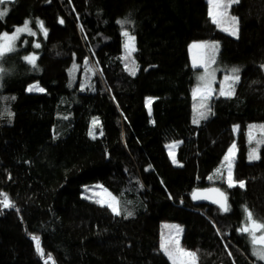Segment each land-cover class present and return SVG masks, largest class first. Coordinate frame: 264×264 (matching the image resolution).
I'll list each match as a JSON object with an SVG mask.
<instances>
[{
	"label": "trees",
	"instance_id": "obj_1",
	"mask_svg": "<svg viewBox=\"0 0 264 264\" xmlns=\"http://www.w3.org/2000/svg\"><path fill=\"white\" fill-rule=\"evenodd\" d=\"M1 7L8 13L0 33L27 20L35 35H22L0 58V193L14 204L0 206V264H172L158 244L162 221L183 227L182 243L200 264H264L239 231L245 207L264 222V145L249 160L256 143L247 135L249 125L264 124V0L230 7L237 36L212 22L208 0H9ZM123 28L136 38L128 60ZM197 40L217 41V64L239 68L240 79L232 96H213L207 119L194 123L189 44ZM31 52L35 67L24 59ZM132 61L135 75L126 68ZM34 81L45 90L28 91ZM172 140L180 141L178 164L166 150ZM232 143L233 177L243 188L228 187L226 169L215 174ZM93 182L118 197L120 215L82 195ZM211 186L226 192L229 211L192 200L195 189Z\"/></svg>",
	"mask_w": 264,
	"mask_h": 264
},
{
	"label": "snow or ice",
	"instance_id": "obj_2",
	"mask_svg": "<svg viewBox=\"0 0 264 264\" xmlns=\"http://www.w3.org/2000/svg\"><path fill=\"white\" fill-rule=\"evenodd\" d=\"M9 0H0V5H5ZM239 0H208L210 5L209 8V17L212 22L220 27L223 31L228 32L232 36L238 35V18L229 14L230 7L238 3ZM8 13V8L3 7L0 8V20H2ZM127 21H118V23L124 24ZM43 32L45 36H47V29L44 27L43 21L36 22ZM61 23L63 21L61 20ZM30 22L25 21L22 27H17L15 30L9 34L8 32L0 33V58H2L5 54L11 53L15 50V41L18 39L20 34L28 33L29 35H35L29 27ZM123 35L127 38L124 44V49L126 55L124 56L125 60H128L132 54L136 51L135 47V36L131 35L128 31H124ZM36 48H39V43L35 44ZM192 49L196 50V55L193 56V67H203L204 74L198 77L200 83L197 84L196 88L193 90V96L199 97L200 103L197 106H194L195 116L193 119L194 123H199L201 119H207L211 108L207 105V101L212 98L213 94L216 92L213 85L215 83V70L210 69V65L215 63L216 61V53L219 51V43L218 42H209V41H201L195 42L190 46ZM24 59L30 63L33 67L36 66L37 57L35 55H29L24 57ZM75 67V66H74ZM135 62L132 61L131 67L126 65V68L135 75L136 71ZM264 68V65L261 66ZM231 75H226L223 81L220 82V87L218 90V94L221 96L230 97L234 94V85L239 81L240 76L239 68H233L230 70ZM28 91H39L43 92L44 89L39 87V85H30ZM14 99V98H13ZM149 105L151 104V98L148 101ZM9 116L13 115L11 112L7 113ZM66 119V117H65ZM93 130H90V135L95 138L94 129L98 126V120H93ZM238 129V126H236ZM248 140L249 142L255 141L256 147H253L249 152L248 159L249 160H257L260 158L258 153V148L261 145H264V124L261 125H249L248 126ZM258 132L259 136L254 133ZM102 134V132H101ZM179 142H173L169 144L167 147L169 148L170 156L172 158L173 163H178L175 158V152L172 151L178 146ZM236 145L233 144L229 149L224 159L221 163L220 168L216 169V175H222V169L227 170V184L228 187H234L237 184L239 187H245L244 181H236L233 177V164L235 160V152ZM208 179H213L212 176L208 177ZM101 187L102 186H98ZM209 193H215L216 198H212L209 196ZM102 198L97 200V203H101L102 205H107L115 215H120L121 209L119 207V200L116 196H113L111 193L107 191V189H103L101 193H97ZM0 196L3 197L0 200V206L3 208L14 207L13 202L9 199L6 193H0ZM193 199H213V203H216L220 206V208L227 212L230 210L228 205V198L224 192H222L219 188H210L206 190H196L192 193ZM129 216L132 215L131 212L128 213ZM165 228H168L173 231H169L167 235L162 233L161 235V243L160 249L163 253L168 257V259L172 262V264H197L198 256L197 252L190 251L184 249L180 244L179 234L183 231L179 225H165ZM242 233H247L251 238V243L253 245V254L260 260H264V222L258 221L254 218V214L251 210L245 207V223L239 229ZM259 233V234H258ZM34 240L37 241V251L42 253V250L39 247V238L33 237Z\"/></svg>",
	"mask_w": 264,
	"mask_h": 264
},
{
	"label": "rangeland",
	"instance_id": "obj_3",
	"mask_svg": "<svg viewBox=\"0 0 264 264\" xmlns=\"http://www.w3.org/2000/svg\"><path fill=\"white\" fill-rule=\"evenodd\" d=\"M1 8H3V7H1ZM209 8H210V5H209ZM229 14L230 15H232L231 13H230V11H229ZM232 16H234V15H232ZM236 17V16H235ZM23 24L24 23H22V24H20V25H17L15 28H17V27H22L23 26ZM29 27H30V25H29ZM15 28L12 30V31H10V32H8L9 34H11L14 30H15ZM31 28V27H30ZM220 28V27H219ZM221 29V28H220ZM32 30V29H31ZM222 30V29H221ZM124 31H128L130 34H131V32H130V30L128 29V28H123L122 29V34H123V32ZM226 32V31H225ZM228 33V32H227ZM24 34H28V33H22V34H20V36L18 37V39L15 41V45H14V47H15V49L18 47V42H19V40H20V38L22 37V35H24ZM132 35V34H131ZM123 37H124V44H125V42H126V37L123 35ZM201 41H205V40H197V41H193V42H191L190 44H189V55H190V60H191V64H192V66H193V56L194 55H196V50L195 49H192L190 46L193 44V43H195V42H201ZM206 41H209V42H213L214 40H206ZM215 42H217V41H215ZM29 55H35L37 58H38V55L36 54V53H34V52H31V53H28V54H26L24 57H26V56H29ZM217 55H218V52L216 53V61H215V63H213V64H211L210 65V69L211 70H215V83H214V85H213V87H214V89H216V92L213 94V96H216V95H219L218 94V90H219V87H220V82L221 81H223V79H224V77L226 76V75H231V69H233V68H237V67H230V68H227V69H223L222 67H220L218 64H217ZM30 64V63H29ZM36 64H37V60H36ZM31 65V64H30ZM74 67V66H73ZM71 68V69H73L72 71L74 72L75 70H76V67H74V68ZM195 68V78H194V85H193V87H192V96H193V90L196 88V86H197V84L198 83H200V81L198 80V77H200L201 75H203L204 74V68L203 67H194ZM264 69V68H263ZM2 79H3V72H2V68H1V66H0V89H1V87H2ZM39 85V87H42L44 90H45V88L38 82V81H34V82H32V83H30L28 86H27V90H28V88H29V86L30 85ZM235 86V85H234ZM212 96V97H213ZM210 100L211 99H209L206 103H207V105L209 106V104H210ZM148 101H149V98H147V100H146V105H147V107H148V109H150V105H149V103H148ZM199 103H200V99H199V97L197 96V97H195L194 98V96H193V119H194V116H195V109H194V106H197L198 107V105H199ZM210 107V106H209ZM201 120H203V119H201ZM200 120V121H201ZM257 133V132H256ZM256 133H254L255 135H256ZM173 142H179L178 143V146H179V144H180V141L179 140H172V141H168L167 143H166V150H167V153H168V156L170 157V159L172 160V158H171V156H170V154H169V152H170V150H169V148L167 147L169 144H172ZM233 144H235V143H232L231 145H230V147L233 145ZM178 146L175 148V149H173L172 151H174L175 152V158H176V160L178 161V159H177V149H178ZM229 147V148H230ZM228 148V149H229ZM228 152V151H227ZM235 152H236V149H235ZM236 156V155H235ZM173 162V161H172ZM178 163H179V161H178ZM177 163V164H178ZM220 166H221V164H220ZM226 175H227V170H226ZM98 186H102V188L101 187H98ZM103 189H107V191L109 192V193H111L113 196H116L113 192H111L108 188H106L101 182H93V183H91V184H89V185H84V187H83V191H82V195L83 196H85V197H88V198H93V199H97V200H99V199H101L102 197L100 196V195H97V193H101L102 191H103ZM117 197V196H116ZM118 198V197H117ZM245 223V222H244ZM243 223V224H244ZM165 225H179L181 228H182V230H183V227L179 224V223H177V222H173V221H162V232H161V234H160V238H159V248H160V243H161V235H162V233L164 234V235H167L168 233H169V231H173V233H174V230H170V229H168V228H165ZM182 234H183V231L179 234V239H180V244H181V246L184 248V249H186V250H190V249H188L187 247H185V245L182 243ZM259 234V233H258ZM249 238H250V236H249ZM250 242H251V238H250ZM161 250V249H160ZM190 251H192V250H190ZM251 252H252V255L254 256V258H256V259H258L254 254H253V245H252V243H251ZM258 260H260V259H258ZM261 261H263L264 262V260H261ZM197 264H200L198 261H197Z\"/></svg>",
	"mask_w": 264,
	"mask_h": 264
},
{
	"label": "water",
	"instance_id": "obj_4",
	"mask_svg": "<svg viewBox=\"0 0 264 264\" xmlns=\"http://www.w3.org/2000/svg\"><path fill=\"white\" fill-rule=\"evenodd\" d=\"M210 188H219L222 192H224L225 193V195L227 196V194H226V192L224 191V190H222L220 187H218V186H211V187H207V188H198V189H195L194 191H196V190H206V189H210ZM193 191V192H194ZM192 192V193H193ZM209 196H211L212 198H216V194L215 193H209L208 194ZM191 197H192V194H191ZM192 200L194 201V202H196V203H198V204H209V205H214V206H217L218 208H220V206L218 205V204H216V203H213V199H193V197H192ZM227 202H228V200H227ZM221 209V208H220ZM222 210V209H221Z\"/></svg>",
	"mask_w": 264,
	"mask_h": 264
}]
</instances>
